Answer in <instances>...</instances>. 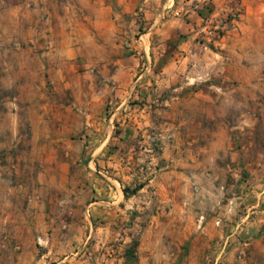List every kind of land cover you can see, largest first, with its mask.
I'll return each instance as SVG.
<instances>
[{
    "label": "crops",
    "instance_id": "0c3cea01",
    "mask_svg": "<svg viewBox=\"0 0 264 264\" xmlns=\"http://www.w3.org/2000/svg\"><path fill=\"white\" fill-rule=\"evenodd\" d=\"M210 1L212 12L206 0H0V71L19 66L34 133L68 142L65 164L96 166L88 210L103 244L140 228L146 259L264 264V186L244 174L248 162L224 128L188 119L218 100L193 76L209 51L168 44L229 0ZM242 3L245 26L264 17V0ZM141 29L146 37L134 39ZM122 33L131 40L123 54Z\"/></svg>",
    "mask_w": 264,
    "mask_h": 264
},
{
    "label": "rangeland",
    "instance_id": "374dc122",
    "mask_svg": "<svg viewBox=\"0 0 264 264\" xmlns=\"http://www.w3.org/2000/svg\"><path fill=\"white\" fill-rule=\"evenodd\" d=\"M204 7L213 10L210 0ZM244 21L242 0H229L224 11L209 14L193 31L180 28L168 44L189 41L209 51L193 76L203 92L218 100L188 119L211 131L224 128L248 162L244 174L264 186V17L248 26ZM144 32L137 30L134 39L145 38ZM120 39L123 54L131 40L123 33ZM18 68L12 63L9 74L0 71V264H166L159 252L146 259L140 228H122L115 239L100 241L88 210L95 201L90 178L98 177V170L79 160L65 164L69 143L34 133L31 102L18 98L31 86L19 83L25 76ZM82 136L74 132L72 145H79ZM53 154L58 155L57 164L43 163ZM138 187L126 183L124 189L132 193ZM128 234L131 238L124 242Z\"/></svg>",
    "mask_w": 264,
    "mask_h": 264
},
{
    "label": "built area",
    "instance_id": "2783aa9c",
    "mask_svg": "<svg viewBox=\"0 0 264 264\" xmlns=\"http://www.w3.org/2000/svg\"><path fill=\"white\" fill-rule=\"evenodd\" d=\"M203 28H205V26ZM151 138H152V143H151V146H150L151 147V150L150 151L151 152H155L156 149H157V146H158L157 137L155 135H152ZM148 163L151 164L152 161L150 160V161H148ZM148 166H150V165H148Z\"/></svg>",
    "mask_w": 264,
    "mask_h": 264
}]
</instances>
